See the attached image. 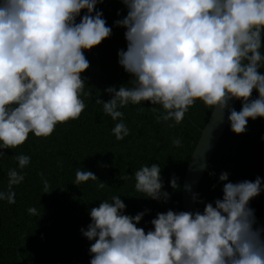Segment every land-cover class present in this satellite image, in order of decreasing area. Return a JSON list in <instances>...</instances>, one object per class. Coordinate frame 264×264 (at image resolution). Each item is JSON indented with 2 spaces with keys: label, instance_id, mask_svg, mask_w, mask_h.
I'll return each mask as SVG.
<instances>
[{
  "label": "clouds",
  "instance_id": "obj_1",
  "mask_svg": "<svg viewBox=\"0 0 264 264\" xmlns=\"http://www.w3.org/2000/svg\"><path fill=\"white\" fill-rule=\"evenodd\" d=\"M104 2L0 0V149H15L30 133L47 138L57 124L80 117L86 108L81 95H91L84 91L88 78L82 77L90 68L85 52L110 38L113 27L125 30L126 49H119L117 57L132 86L106 87L111 99L95 103L119 121L112 129L118 141L130 133L120 110L130 103L160 105L164 111L157 121L180 124L200 100L214 112L227 111L237 135L247 131L249 119L264 118V74L259 71L264 68V0H119L126 14L117 11L121 18L112 27L97 7ZM254 90L258 98H252ZM233 100L241 102L240 111L230 106ZM173 144L179 147L181 140ZM15 160L22 170L31 157L19 154ZM207 169L204 163L200 170ZM7 175L0 201L14 204L13 186L25 176L15 168ZM134 176L143 197L168 203L171 194L163 190L158 164L144 165ZM90 179L98 180L89 170L75 173V185ZM219 181L223 196L213 202L202 201L185 184L193 203H204L203 211L158 212L147 232L137 225L149 209L133 216L125 214L120 196L101 201L90 209L87 229H80L92 242L89 264H264V226L250 207L264 191V180L231 182L225 171ZM43 184L48 193L49 182ZM170 187H181L175 175ZM27 211L39 218L37 208Z\"/></svg>",
  "mask_w": 264,
  "mask_h": 264
},
{
  "label": "trees",
  "instance_id": "obj_2",
  "mask_svg": "<svg viewBox=\"0 0 264 264\" xmlns=\"http://www.w3.org/2000/svg\"><path fill=\"white\" fill-rule=\"evenodd\" d=\"M97 7L110 27L121 18L117 11H121V16L126 14L119 0H105ZM124 31L113 27L110 38L85 52L90 68L82 77L88 78L84 91L91 95H81L86 108L78 119L57 124L47 138L30 133L27 141L15 149H0L4 152L0 157V191L7 190L9 169L15 168L25 176L22 183L13 186L16 202L0 201V264H89L88 249L92 242L82 236L80 229H87L91 223L90 209L103 200L111 201L112 196H120L126 204L125 214L134 216L150 210L137 225L146 232L152 228L150 221L158 212L183 210L184 173L213 109L197 100L183 121L175 124L171 120L157 121L156 116L164 111L160 105L130 103L120 109L130 133L118 141L112 129L119 121L105 115L102 105L95 100L111 99L104 91L106 87L114 85L118 90L122 84L132 86L130 76L118 64V50L126 49ZM261 51L264 53V48ZM259 71L264 74V68ZM252 98H258L255 90ZM153 107L158 112L154 113ZM235 109H241L239 100H236ZM262 137L264 118L249 119L247 131L240 135L233 133L228 124L198 187L202 201L222 198L221 172H228L231 182L254 181L257 176L264 180ZM176 138L181 140L179 147L173 144ZM19 154L31 157L30 164L22 170L15 160ZM153 163L161 168L163 190L171 194L168 203L145 198L135 190V171ZM78 169L93 172L98 180L75 185ZM173 175L178 178L179 190L170 187ZM45 179L50 185L48 193L43 191ZM101 181L106 183L103 189L98 187ZM196 205L203 211L204 203ZM29 207L37 208L39 218L28 213ZM250 207L255 210V216L264 215V191L250 201Z\"/></svg>",
  "mask_w": 264,
  "mask_h": 264
},
{
  "label": "water",
  "instance_id": "obj_3",
  "mask_svg": "<svg viewBox=\"0 0 264 264\" xmlns=\"http://www.w3.org/2000/svg\"><path fill=\"white\" fill-rule=\"evenodd\" d=\"M236 100L231 102V107H234ZM228 112L221 114L219 110L212 113L205 127L201 131V136L190 156L188 161L181 190V201L183 210L185 211H195L197 210L196 203H193L191 199L192 193H197L198 187L203 179L204 170H200L204 163L208 164L210 158L212 157L216 146L218 145L221 136L223 135L227 125H228ZM222 120H224L223 123ZM185 184L191 185L192 193L184 190L183 186ZM259 225L264 226V215L256 216Z\"/></svg>",
  "mask_w": 264,
  "mask_h": 264
},
{
  "label": "rangeland",
  "instance_id": "obj_4",
  "mask_svg": "<svg viewBox=\"0 0 264 264\" xmlns=\"http://www.w3.org/2000/svg\"><path fill=\"white\" fill-rule=\"evenodd\" d=\"M235 104H236V103H235ZM234 108H235V106H234ZM211 113H212V112H211ZM209 118H210V117H209ZM228 124H229V123H228ZM227 127H228V125H227ZM227 127H226V128H227ZM221 137H222V136H221ZM220 139H221V138H220Z\"/></svg>",
  "mask_w": 264,
  "mask_h": 264
}]
</instances>
